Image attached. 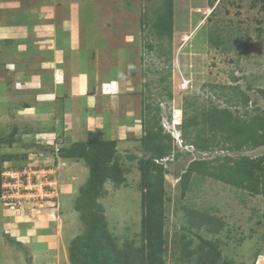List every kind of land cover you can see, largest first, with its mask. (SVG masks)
Wrapping results in <instances>:
<instances>
[{
  "label": "rangeland",
  "instance_id": "obj_1",
  "mask_svg": "<svg viewBox=\"0 0 264 264\" xmlns=\"http://www.w3.org/2000/svg\"><path fill=\"white\" fill-rule=\"evenodd\" d=\"M164 2L0 0V264H264V197L199 173L184 191L182 178L193 161L254 159L264 147L200 152L181 131L213 106L241 120L264 111V0H172L166 31L155 27ZM93 70L83 94L68 86L79 72L86 87ZM156 107L173 152L156 161L162 222L145 229L142 118ZM227 131L249 134L241 123ZM89 140L116 153L94 208L79 211L90 169L60 152ZM99 210L105 256L89 231Z\"/></svg>",
  "mask_w": 264,
  "mask_h": 264
},
{
  "label": "trees",
  "instance_id": "obj_2",
  "mask_svg": "<svg viewBox=\"0 0 264 264\" xmlns=\"http://www.w3.org/2000/svg\"><path fill=\"white\" fill-rule=\"evenodd\" d=\"M172 0H165L162 7H167L168 15L164 19L163 25L155 22V27L165 29L172 19L171 7ZM168 22V23H167ZM163 35V33H161ZM264 99V89L258 91ZM240 101L244 106L249 104L250 98L245 92H237ZM240 102V103H241ZM258 114L250 120H241L235 117L229 109H218L211 107L201 113L186 115L182 121L181 131L182 139L185 143L192 145L197 151L209 152L217 147L219 142H229L228 150H243L245 147L255 149L264 147V111L255 109ZM155 116L152 121L148 119L150 111L142 118L145 135L141 138V145L145 152L150 154L149 159L142 160L141 166L143 171V182L146 187L144 196V220L143 227L146 229L151 225L161 224L162 220L156 216L155 207L152 205L153 198L162 186L165 170L163 165L157 163L170 156L173 152V140L170 134H166L161 125L159 118V107L155 109ZM186 112V111H185ZM242 128L249 131V134L243 133L240 138H233L227 131L228 124H239ZM210 134H207V133ZM95 139V138H94ZM103 142L89 140L87 142H77L68 150L60 152L63 157L78 156L86 161L90 169L91 178L86 185L85 191L82 190V196L79 198L75 209L84 211L91 207L94 194L103 186L105 166L115 155V142L110 146ZM257 168V169H256ZM193 173H199L209 176L215 180L225 182L235 187L242 188L264 197V156L259 158L238 157L232 158L225 156L223 158L216 157L214 159H199L193 161L188 171L183 175V190ZM84 201L87 202L84 203ZM104 214L102 210L92 213L89 223V231L92 238L96 241L97 253L105 256L107 247L100 240L99 233L104 226Z\"/></svg>",
  "mask_w": 264,
  "mask_h": 264
},
{
  "label": "crops",
  "instance_id": "obj_3",
  "mask_svg": "<svg viewBox=\"0 0 264 264\" xmlns=\"http://www.w3.org/2000/svg\"><path fill=\"white\" fill-rule=\"evenodd\" d=\"M94 72V70L90 73V71H88V82H87V85H86V87H79L80 86V84H79V82H80V79H79V72L78 73H75L74 75H73V77L70 79V82H68L69 84H68V86L70 85L71 87H72V89L73 88H75L74 89V91H75V93L76 92H78L79 94H83V92H85V90L88 88V87H90L92 84H93V86H94V81H95V77L93 76L94 74H97V72H95V73H93ZM93 77V78H92ZM93 81V82H92ZM106 84H107V86L108 87H110V84L111 83H107L106 82ZM112 85V84H111ZM100 87H101V85H100ZM52 94V93H51ZM46 95H48V94H46ZM87 101H88V99H87Z\"/></svg>",
  "mask_w": 264,
  "mask_h": 264
},
{
  "label": "built area",
  "instance_id": "obj_4",
  "mask_svg": "<svg viewBox=\"0 0 264 264\" xmlns=\"http://www.w3.org/2000/svg\"><path fill=\"white\" fill-rule=\"evenodd\" d=\"M11 191H12V189L10 190L9 188H7L6 190H5V194L3 195V197L5 198L6 196H9L10 197V195H11ZM11 199H9V203L8 204H10V207H11V209H16V207H17V205H16V200L14 201V200H11ZM18 202V201H17Z\"/></svg>",
  "mask_w": 264,
  "mask_h": 264
}]
</instances>
